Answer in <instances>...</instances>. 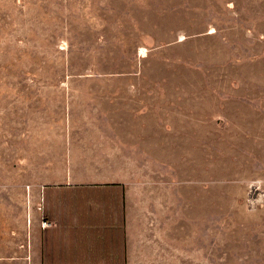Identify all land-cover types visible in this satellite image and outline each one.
<instances>
[{
	"label": "rangeland",
	"instance_id": "rangeland-1",
	"mask_svg": "<svg viewBox=\"0 0 264 264\" xmlns=\"http://www.w3.org/2000/svg\"><path fill=\"white\" fill-rule=\"evenodd\" d=\"M77 159L128 177L125 264H264V0H0V264Z\"/></svg>",
	"mask_w": 264,
	"mask_h": 264
},
{
	"label": "crops",
	"instance_id": "crops-1",
	"mask_svg": "<svg viewBox=\"0 0 264 264\" xmlns=\"http://www.w3.org/2000/svg\"><path fill=\"white\" fill-rule=\"evenodd\" d=\"M66 161L65 175L41 190V264H125L128 259V177L94 170L99 163ZM121 165L125 164L120 160ZM115 165L116 161H108ZM127 164H132L127 161ZM73 167L84 168L74 173Z\"/></svg>",
	"mask_w": 264,
	"mask_h": 264
},
{
	"label": "bare ground",
	"instance_id": "bare-ground-1",
	"mask_svg": "<svg viewBox=\"0 0 264 264\" xmlns=\"http://www.w3.org/2000/svg\"><path fill=\"white\" fill-rule=\"evenodd\" d=\"M236 34H237V33H236ZM230 36H231V34H230ZM233 40H234V39H233ZM231 45H232V44H231ZM231 51H233V50H231ZM235 56H236V55H235ZM236 58H237V57H236ZM235 64H236V63H235ZM233 66H234V65H233ZM233 66H232V67H233ZM232 69H233V68H232ZM236 71H237V70H236ZM246 78H247V77H246ZM249 87H250V86H249Z\"/></svg>",
	"mask_w": 264,
	"mask_h": 264
}]
</instances>
